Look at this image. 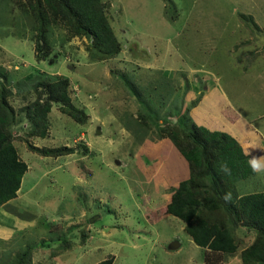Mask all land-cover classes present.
Here are the masks:
<instances>
[{"label": "rangeland", "instance_id": "obj_1", "mask_svg": "<svg viewBox=\"0 0 264 264\" xmlns=\"http://www.w3.org/2000/svg\"><path fill=\"white\" fill-rule=\"evenodd\" d=\"M103 1L126 47L111 60H91L89 41L73 38L63 46L57 42L52 59L39 61L32 37L13 32L26 20L19 8L14 15L5 13L6 22L0 24V63L12 68L15 77L40 71L68 76L77 88L76 104L87 115L81 123L53 107L49 136L31 138L38 146L76 147L69 155L43 156L16 138L29 169L18 197L5 207L11 214L4 229L15 231L0 240V263L9 257L5 253L15 254L46 238L49 246L34 248L32 264H96L109 256L115 257L113 264H205L204 249L184 230L181 219L166 216L150 222L164 209L179 174L189 169L157 127L136 124L140 104L124 81L129 77L140 86L153 80L156 86L164 74L174 83L173 101L178 100L184 112L196 101L190 118L204 122L215 115L214 127L245 128L249 145L262 155L264 0ZM66 31L57 26L53 37L65 39ZM26 33L30 36V29ZM226 99L242 119L227 117ZM14 103L21 105L19 100ZM80 143L89 153L78 150ZM237 188L240 194L263 191L264 166L237 181ZM51 223L60 226L59 234L49 232ZM76 224L82 226L66 233L72 243L64 250L58 239ZM253 238L247 236L245 242ZM176 242L179 245L171 247Z\"/></svg>", "mask_w": 264, "mask_h": 264}, {"label": "trees", "instance_id": "obj_2", "mask_svg": "<svg viewBox=\"0 0 264 264\" xmlns=\"http://www.w3.org/2000/svg\"><path fill=\"white\" fill-rule=\"evenodd\" d=\"M107 7L103 0H0V24L6 22L5 13L14 15V8H19V15L25 16L26 20L17 30L12 23L13 32L25 34L28 39L32 37L39 61L52 59L57 42L63 46L73 38L89 41L87 51L91 60L106 61L120 56L126 48L116 34L118 31L110 21ZM242 16L256 24L252 16ZM57 26L67 30L66 38L60 41L53 37ZM28 29L30 36L26 33ZM1 32L9 34L5 29ZM161 76L156 86L153 80L140 86L129 77L124 81L140 104L138 115H134L136 124L140 121L146 128L157 127L161 137L172 140L189 169L184 176L179 174L164 209H160L150 222L155 224L166 216L181 219L184 230L204 249L205 264H226L240 247H244L240 260L231 264H264V190L240 194L237 188V181L255 175L264 166V160L258 159L261 153L249 145L248 133L239 135L232 129L222 128V125L214 127L215 115L204 122L190 118L196 101L184 112L177 104L178 100L173 101L174 83L164 78V74ZM77 97L75 84L64 74L40 71L27 77H15L12 68L0 63V207L9 205L18 197L29 169L18 151L16 138L43 156L59 157L76 152V147L69 145L38 146L31 138L49 136L53 107L73 120L85 123L87 115L76 104ZM170 99L173 105L167 107ZM15 100L21 105L15 104ZM162 111L166 112L162 114ZM225 112L230 120L232 114L239 117L231 105L226 106ZM175 114L179 116L177 119ZM132 123L129 121L127 126L131 127ZM78 150L89 153L85 143H80ZM253 162L259 167L254 168ZM81 226L70 225L67 232H62L58 240L64 250L72 243L66 233ZM59 227L52 224L48 229L50 233L59 234L60 231L56 230ZM250 233L254 238L248 244L245 239ZM81 235L85 240L86 233ZM49 244L46 238L29 243L15 254L5 253L9 257L2 258L0 264H32L34 248L48 247ZM114 260V256H109L96 264H113Z\"/></svg>", "mask_w": 264, "mask_h": 264}, {"label": "crops", "instance_id": "obj_3", "mask_svg": "<svg viewBox=\"0 0 264 264\" xmlns=\"http://www.w3.org/2000/svg\"><path fill=\"white\" fill-rule=\"evenodd\" d=\"M256 25H258V24H256ZM245 44H246V42H245ZM248 53V52H247ZM226 106L227 105H231V104H229V101H228V99H226ZM232 106V105H231ZM233 107V106H232ZM240 119H242V117L239 115V119H237V121L238 120H240ZM232 124V123H231ZM228 128H230V127H228ZM231 128H234V127H231ZM233 130V129H232ZM234 132H236L237 134H239V135H244L245 133H247V131H246V129L245 128H239V127H237V129H235V130H233ZM258 159L259 160H261V161H263L264 160V153L262 154V155H260L259 154V156H258ZM5 207L6 206H1L0 207V224H1V226L2 227H0V228H6V220L7 219H9V214H11L10 212H8V210H6L5 209ZM5 209V210H4ZM1 210H4L3 212H1ZM13 215V214H12ZM14 216V215H13ZM14 221V220H13ZM14 223H18V221H14ZM19 228V227H18ZM14 231L15 230H12V231H8V230H6V229H4V231H1L0 230V240H2V239H5V238H11V236L14 234ZM251 236H253L252 234H251ZM2 238V239H1ZM241 249H242V247H241ZM241 252V251H240ZM240 252L239 253H237L236 255H234L233 256V258H231V260H230V262H227L226 264H231V263H233L234 261H239L240 260Z\"/></svg>", "mask_w": 264, "mask_h": 264}, {"label": "clouds", "instance_id": "obj_4", "mask_svg": "<svg viewBox=\"0 0 264 264\" xmlns=\"http://www.w3.org/2000/svg\"><path fill=\"white\" fill-rule=\"evenodd\" d=\"M75 89H76V92H77V88H76V85H75ZM78 93V92H77ZM78 95V94H77ZM253 166H254V168H258L259 167V165H257V164H255V162H253ZM241 248V247H240ZM244 247H242V249H243ZM242 249H241V252H242ZM239 251V250H238ZM238 251H237V253H238ZM240 252V253H241Z\"/></svg>", "mask_w": 264, "mask_h": 264}, {"label": "water", "instance_id": "obj_5", "mask_svg": "<svg viewBox=\"0 0 264 264\" xmlns=\"http://www.w3.org/2000/svg\"><path fill=\"white\" fill-rule=\"evenodd\" d=\"M71 67H72V66H71ZM178 245H179V243L176 242V244L173 243V244L171 245V247L175 248V247H177Z\"/></svg>", "mask_w": 264, "mask_h": 264}]
</instances>
